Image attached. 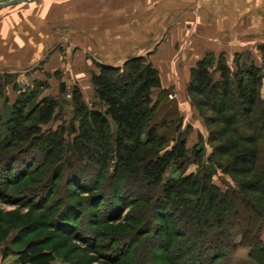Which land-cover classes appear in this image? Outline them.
I'll list each match as a JSON object with an SVG mask.
<instances>
[{
	"label": "trees",
	"instance_id": "trees-1",
	"mask_svg": "<svg viewBox=\"0 0 264 264\" xmlns=\"http://www.w3.org/2000/svg\"><path fill=\"white\" fill-rule=\"evenodd\" d=\"M259 49L264 53V46ZM240 55L234 54L232 60L236 68L232 70L223 54L217 59L207 54L196 62L190 73L187 92L200 97L209 94L212 101L210 108L200 102L195 104L205 126L222 127L220 130L209 128L206 144L215 146L206 158L199 144L191 149L187 147V138L180 132V122L170 137L159 132L171 123L165 120L158 123L154 119L166 90L162 88L158 71L144 57L127 59L121 66L97 63V72L91 73L90 80L99 106L92 103L88 107L80 90L77 87L72 90L70 98L78 127L70 128L74 138L70 145L72 153L66 158L65 129L44 131L42 128L53 120L57 100L43 98L38 101L34 86L40 83L35 80L33 85L23 88L14 84L17 96L10 104L5 87L13 82L12 77L0 75V99L3 102L0 107V150L9 153L18 148L1 159L0 197L13 201L23 197L28 201L35 195V190L42 187L45 194L39 196L35 206L50 203L51 189L59 178L52 183L53 177L50 179L51 174H48L37 188L22 185L29 174L26 169L32 164L25 155L37 141L42 144L46 165L55 161L59 166L73 154L81 165L85 163L84 167L100 166L96 179L86 184L82 182L81 171L76 170L75 162L67 163L63 191L55 202L54 216V226L64 238L66 234H73L92 244L96 238L93 228L101 222H119V213L126 204L140 203L136 210L138 219L134 221L136 226L132 227L134 233L127 241L122 239L117 248V252L123 254L122 259L117 260L118 253L114 258L104 256L111 264H149L142 255L146 240L158 244L159 254L166 257L167 264H220L228 261L227 256L237 249H247L250 261L264 264V213L245 194L246 191L253 192L255 187L264 189V167H259L254 180L246 183L232 180L234 184H225L223 190L212 180L217 171L228 176H245L257 166L262 151L263 68L251 53L240 65ZM262 58L264 66V56ZM153 91H159L154 100ZM206 108L213 112V118L205 115ZM239 124L242 125L240 128L237 127ZM231 152L230 167H222L221 156ZM190 163L197 165L196 172L184 174ZM38 167L33 170L35 173L46 170L45 165ZM174 173L178 175L174 177ZM125 181L131 183L135 191L122 187ZM67 191L77 193L79 197L91 196L87 201L79 198L76 203L70 201ZM100 206L102 220L98 219ZM169 209L171 213L167 212ZM167 218L182 222L174 233L170 232ZM236 237L238 239L234 240ZM182 243H189L184 251L178 250ZM127 246L131 250L124 252ZM16 257L17 264H54L55 261L52 253L33 242L16 252ZM158 260L153 256L150 264L164 262L159 260L158 263Z\"/></svg>",
	"mask_w": 264,
	"mask_h": 264
},
{
	"label": "crops",
	"instance_id": "crops-1",
	"mask_svg": "<svg viewBox=\"0 0 264 264\" xmlns=\"http://www.w3.org/2000/svg\"><path fill=\"white\" fill-rule=\"evenodd\" d=\"M260 46L264 0H28L0 8V75L12 77L10 104L14 84L66 75L69 61L84 71L85 55L106 65L144 57L167 90L173 85L163 78L188 75L207 54L229 60Z\"/></svg>",
	"mask_w": 264,
	"mask_h": 264
},
{
	"label": "rangeland",
	"instance_id": "rangeland-1",
	"mask_svg": "<svg viewBox=\"0 0 264 264\" xmlns=\"http://www.w3.org/2000/svg\"><path fill=\"white\" fill-rule=\"evenodd\" d=\"M242 48L244 49L247 47L246 45H242ZM245 51L246 50L241 52V57L238 59V63L242 65V62L247 60V55L251 53L256 62L258 64H261L263 68L262 71L264 73V66L262 65V57L264 56V53L258 50L257 52L254 50L246 52ZM218 57L219 55H217L215 58L217 59ZM228 58L229 57H227V59ZM232 58L234 59L235 56H233ZM232 58L227 60V64L232 70H234L236 68V65ZM84 61L86 62V69L88 71H91V73L94 68L97 69L96 61L92 59L90 60L88 55H85ZM77 63L78 62H76V65ZM167 63L169 65H172V62ZM195 64L188 65L187 69L189 70H186L188 72V75L182 78H163L166 82H170V84H172L173 86L169 87V89L166 90V93L163 94L164 97L159 103L154 119H156L158 123L164 120L167 122L171 121L168 127L159 130V132L166 134L168 137L173 135V130L176 124L180 122L182 124L180 132H182L187 138V147L191 149L193 148V146L199 144V147H203V155L206 158L213 146H215L206 144L209 130H220V128L222 127L220 125L209 127L210 129L206 127L200 116V109L195 107V104L199 102L200 104H207V106L209 107L212 102L210 95L206 94V96L200 97L190 94L186 90L187 83L190 81L191 70L195 66ZM121 65L122 62L113 66ZM63 67H65L67 70L66 75L62 76V74L57 71L54 73V75L45 79L36 78V82L40 84L38 86H34V89L37 90L38 101L43 98H51L57 100L58 107L56 109L53 120L48 125L42 126V128L44 129V131H53L57 128L65 129L64 158H66L69 157L72 153L70 145L74 138V134L71 133L70 128L74 127L76 129L78 127V119L74 118L73 105L70 98L72 90L77 87L76 85H78L77 88L80 90L83 100L88 105V107H90L92 103H95L97 106H99V104L95 98L94 88L91 83L90 77L86 76L85 73H82L83 70H78L77 67H73V65L70 64V61L65 62V65ZM86 69L84 71H86ZM62 82L66 85L64 88V92L60 93V83ZM158 92L159 91H153V100L156 98ZM14 95L17 96V93ZM13 98L14 97H8V102ZM230 108L231 106H229V109ZM207 109L208 108H206V110ZM205 115H208L212 118L215 116L213 112L208 110L207 112L205 111ZM241 126V124L237 125V127L239 128ZM1 134L2 131L0 130V140L2 137ZM234 140L237 141L236 137ZM260 143L262 151L260 152L257 166L253 170L248 171L245 176H235L234 174H230L228 176L220 171H217L216 175L212 178L213 183L223 190L225 188V184H234L232 180H234L235 182L243 183L254 180L253 178L255 177V175L259 173V167H264V140H261ZM29 148V153H27V155L25 156L27 159L30 158L32 164L26 169L27 173L29 174L22 185L31 187L35 186V188H37L38 186H40V181L42 179H46L48 174H51L50 179L53 177L51 179L52 183H54V179L56 177L59 178V180L56 184L53 185L51 189L53 197L50 199V209L47 208L49 204L45 203L44 205L43 202L40 206H35V203L39 196L45 194V190L44 188L42 189V187H40L38 191L35 190V195L30 196V199L28 201L23 197L18 201H13L8 197H0V264H17L16 252L22 250L30 242H33L43 250L52 253L55 259L54 264H111V262H109V260H107L104 256L111 255V258H114V254L118 253L117 248L120 245L122 239L124 241H127V239L131 237V234L134 233L132 227L136 226L134 221L138 219L139 214L138 212H136V210L139 208L140 203L137 205L136 202L133 206L126 204L123 207L121 213H119V222H117L116 220L113 222H101L97 227L93 228L92 230L94 231L96 238L94 239L92 244L83 242L75 238L73 234H66L64 238V235L62 236L63 233L54 226V216L56 215L55 202L59 200L58 198L63 191V182L65 180V169L67 168V163L69 161L75 162V166L77 168L76 170H78V172L81 171V180L86 184H91V182L96 179V176L99 175L98 171L100 169V166L97 164H90L87 167H84L85 163L83 162L81 165V162H78L76 156H74L73 154L71 156V159L64 160L63 163L59 166H56L57 164L55 165V161H51L46 165L44 164L45 160L42 144L36 141L34 145L30 146ZM17 149L18 148L15 147L11 149L9 153H5L0 150V162L4 156H10V154L14 153V151ZM232 154L233 153L231 152L228 155L221 156L220 165L222 167H230V156ZM39 165H45L46 170L41 172L39 171L40 173L38 174V172L35 173V171L33 170L35 168H39ZM15 166L16 164L13 165L12 171L15 170ZM108 169L111 170L110 167ZM196 170L197 165H195L194 163H190L184 170V174L196 172ZM67 173H69V170H67ZM11 174H13V172ZM53 174H55L56 176H53ZM177 175L178 173L173 174L174 177H176ZM2 176L3 167L2 163H0V180H2ZM67 185L68 183H66L65 187H67ZM104 186L106 187V190L107 188H109L107 187L108 185L106 183L104 184ZM122 187L129 188L130 190L133 189L135 191L134 186L128 181H125ZM245 194L249 196L254 206L261 209L263 211L262 213H264V189L255 187L253 192L246 191ZM20 195L22 196V194ZM20 195H18V197ZM78 195L79 194L77 193L75 194L74 192L71 193L67 191V197H70V201L72 200L76 203H78L77 201L79 198H85L84 201H87V199H89L91 196L82 195L81 197H79ZM98 212V219L102 220L104 217L102 216V206L99 207ZM167 212L171 213L172 210L169 209ZM248 212L250 214L252 213L251 211ZM167 220L169 224L168 227L171 233H174V231L177 230V228H180L179 226L182 224V222H178L174 218L173 220L167 218ZM155 222L156 224L159 223L156 220ZM139 228H141V226ZM149 229L151 230L150 227ZM234 235L235 234H233V236ZM237 239V237L234 238V240ZM143 244L142 255L146 258V260H148L149 264L152 262L150 261V258H152L153 256L154 259L156 258L159 260H164V262H161V264H167L166 257H161L159 254L157 243H155L154 241L146 240ZM188 245L189 243H182L178 245L179 248H177L180 251H184L186 250ZM127 250H131L129 246L124 249V252H127ZM247 254V249H237V251H234L227 256L228 261L222 263L255 264L248 259ZM122 257L123 254H121V252L118 253L117 260L122 259ZM159 260L156 262L159 263Z\"/></svg>",
	"mask_w": 264,
	"mask_h": 264
},
{
	"label": "water",
	"instance_id": "water-1",
	"mask_svg": "<svg viewBox=\"0 0 264 264\" xmlns=\"http://www.w3.org/2000/svg\"><path fill=\"white\" fill-rule=\"evenodd\" d=\"M28 0H11L5 3H1L0 4V8L4 7V6H9V5H14V4H18V3H23V2H27ZM64 88H65V84L62 82L60 83V93L64 92Z\"/></svg>",
	"mask_w": 264,
	"mask_h": 264
}]
</instances>
